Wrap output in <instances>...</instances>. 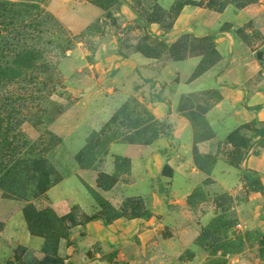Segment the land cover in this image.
<instances>
[{
	"label": "rangeland",
	"instance_id": "obj_1",
	"mask_svg": "<svg viewBox=\"0 0 264 264\" xmlns=\"http://www.w3.org/2000/svg\"><path fill=\"white\" fill-rule=\"evenodd\" d=\"M48 2L0 0V221L7 220L0 224V264H126L113 249L93 247L79 258L78 241L70 237V229L83 226L92 215L77 207L58 215L47 192L78 171L93 172L98 187L109 186L116 176L105 174L102 168L110 145H149L162 131L150 109L157 97L150 95V82L140 78L137 70L134 78L142 79L143 87L133 83L127 71L120 76L121 58L132 49L171 58L210 51L213 55V43L209 38L183 35L168 48L149 35V24L169 27L188 0H174L169 10L163 9L161 0H99L102 16L75 30L51 13ZM123 2L136 14L134 21L121 23L116 17L114 9ZM192 4L214 12L231 8L236 14L244 8L256 9V17L245 24L222 27L224 31L233 28L232 33L242 40L252 41L264 20V0H197ZM253 50L261 65L253 80L258 86L264 84V43ZM202 95L180 100L200 139L209 134L202 114L209 102L218 99L215 93ZM244 134L220 150L231 164L245 156L249 140ZM196 159L209 163L201 156ZM116 162L119 171L127 173L128 161L118 158ZM244 175L238 176L235 192L215 199L217 218L202 228L197 239L207 250L202 264H264V201L248 199ZM92 196L99 210L93 215L106 223L117 212L128 218L132 212L146 210L142 199H126L116 211L97 192L92 191ZM202 197L200 192L192 196L194 200ZM25 207H32L34 215L40 213L45 221L43 226L33 219L37 235H32L23 216ZM9 218L18 222L9 226ZM43 230L64 237L49 238L44 247ZM151 250L146 249L152 258ZM97 253L99 263L94 260ZM154 255L158 253L153 250ZM192 256L185 252L181 259Z\"/></svg>",
	"mask_w": 264,
	"mask_h": 264
},
{
	"label": "crops",
	"instance_id": "obj_2",
	"mask_svg": "<svg viewBox=\"0 0 264 264\" xmlns=\"http://www.w3.org/2000/svg\"><path fill=\"white\" fill-rule=\"evenodd\" d=\"M161 1L164 10H169L174 3V0ZM48 8L72 30L84 28L103 14L94 0H49ZM114 12L121 23L137 18L125 2ZM254 13V8H244L236 14L231 8L214 12L187 4L169 27L164 29L159 24H149V35L163 41L168 48L183 35L209 38L219 59L201 74L196 75L201 54L174 59L165 54L145 55L132 49L120 59V76L127 71L132 74V82L141 86L142 79L148 80L150 95L155 93L162 99L158 101L156 97L150 106L154 119L162 124V131L149 145H110V156L102 168L105 174L116 176L110 188L98 187L93 172L78 171L51 187L47 195L60 216L68 214L73 207L86 215L99 211L92 191L116 211H120L126 199H142L149 216L131 219L122 216L109 223L98 219L70 229V237L78 241L75 246L79 258L85 250L97 247L117 251L126 264H202L207 250L198 245L197 239L202 228L217 218V209L213 207L215 199L227 192H235L237 178L242 173L255 174L264 188V136L256 134L259 129H264V84H253L261 71L253 48L264 43V20L260 16L257 35L252 41L240 39L232 33L233 28L222 30L225 23L245 24L256 17ZM136 70L142 79L134 78ZM205 92L216 93L220 98L209 102L202 114L208 136L196 141V128L180 100L203 96ZM237 130L247 132L244 137L249 140V145L245 156L234 165L220 150L224 146L231 147L228 136ZM197 156L209 163L197 161ZM118 158L128 161L127 173L119 171ZM196 192L202 193V199L192 198ZM247 197L263 203L264 189ZM11 218L8 219L9 226H14L18 221ZM6 221L3 219L0 224ZM28 236L24 238L29 239ZM148 247L158 255L153 257L151 250L152 258L149 257ZM185 252H191L192 259L182 260ZM98 254L95 263L100 257Z\"/></svg>",
	"mask_w": 264,
	"mask_h": 264
},
{
	"label": "trees",
	"instance_id": "obj_3",
	"mask_svg": "<svg viewBox=\"0 0 264 264\" xmlns=\"http://www.w3.org/2000/svg\"><path fill=\"white\" fill-rule=\"evenodd\" d=\"M95 4L97 5V6H99V7H101V8H103V6L99 3V0H95ZM187 4H192V1H188V3H184L179 9H178V12H177V14H176V16L178 15V13L180 12V10H181V8L184 6V5H187ZM106 16H107V18H109V16H110V13L109 12H107L106 13ZM213 55H211V51L210 52H207V53H205V54H202V53H200L203 57H202V60H201V62H200V64H199V66H198V68H197V72H196V75H198V74H201L202 72H204V71H206L210 66H212L216 61H218V59H219V55H218V53H217V51L215 50V48H214V46H213ZM183 57H185V56H182V57H177V58H174V59H182ZM216 94V93H215ZM217 95V94H216ZM218 96V95H217ZM218 98H220L219 96H218ZM157 100L158 101H162V99L161 98H159V97H157ZM192 122L194 123V121L192 120ZM256 134H258V135H260V136H264V129H259L257 132H256ZM197 135V134H196ZM238 135H240V131L239 130H237V131H235L233 134H231L230 136H228V143H230V144H232V141L233 140H238L239 139V137H237ZM155 139V138H154ZM195 140L196 141H199L200 140V138H198L197 136L195 137ZM151 142V141H150ZM147 144H149V143H147ZM247 148H248V146H247ZM254 155H258V152H254ZM197 160V159H196ZM244 178H245V180H246V193L249 195V194H251V193H257V192H262L263 191V186H262V184H261V182H260V180L258 179V177L254 174V175H249V174H245L244 175ZM115 179H113L112 181H111V184L109 185V186H106V187H104V188H110L114 183H115ZM118 213V215H116V216H114L113 218H111V220L110 221H112L113 219H116V218H118V217H122V216H124L121 212H117ZM33 215H34V212H33V208L32 207H25V208H23V216H24V218H25V220H26V222H27V224H28V227H29V229H30V231L32 232V235H37V234H34L35 232H34V230H33V228H32V221H33V219H35L36 220V222H38L39 223V225H43L44 226V224H45V221H43V219H42V216H41V214L40 213H35V215H34V217H33ZM149 216V212L147 211V210H143L140 214H134L133 212L132 213H130L129 215H128V218L129 219H131V218H147ZM68 216H65L64 218L66 219ZM63 218V219H64ZM98 219H101V218H98L97 216H95V215H92L87 221H86V223L87 222H90V221H93V220H98ZM105 223L107 222V221H104ZM42 233V234H41ZM41 236H43V238H45V245H44V247H46V244H47V241L49 240V238H50V240H52L53 238H55L56 237V239L58 240L59 238H63L64 236H54L53 234H50V233H52L51 231H48V230H43V231H41ZM55 239V240H56Z\"/></svg>",
	"mask_w": 264,
	"mask_h": 264
},
{
	"label": "water",
	"instance_id": "obj_4",
	"mask_svg": "<svg viewBox=\"0 0 264 264\" xmlns=\"http://www.w3.org/2000/svg\"><path fill=\"white\" fill-rule=\"evenodd\" d=\"M258 57H259V54H258Z\"/></svg>",
	"mask_w": 264,
	"mask_h": 264
}]
</instances>
